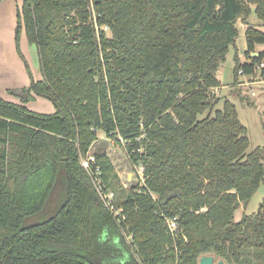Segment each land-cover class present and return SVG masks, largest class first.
<instances>
[{"label": "trees", "instance_id": "1", "mask_svg": "<svg viewBox=\"0 0 264 264\" xmlns=\"http://www.w3.org/2000/svg\"><path fill=\"white\" fill-rule=\"evenodd\" d=\"M253 12L264 22V0H23L17 41L22 28L42 78L11 90L21 102L0 97V264H264V199L235 219L264 183V147L249 150L218 91L238 21L248 61L235 54L234 82L264 60ZM37 95L55 111L28 108ZM99 132L144 167L145 184L125 187L107 151L93 153L121 224L81 163Z\"/></svg>", "mask_w": 264, "mask_h": 264}, {"label": "rangeland", "instance_id": "2", "mask_svg": "<svg viewBox=\"0 0 264 264\" xmlns=\"http://www.w3.org/2000/svg\"><path fill=\"white\" fill-rule=\"evenodd\" d=\"M249 22L253 25H258L264 30V22L261 21L253 12L249 17ZM240 34L236 39V43L230 47L227 54V60L219 68V75L222 77V86L219 88V93L229 98L239 111V117L241 122L247 127V135L250 140L249 150L256 147H264V74L263 71L256 70L253 75H240V78L235 83L234 67H235V54L238 53L242 62L248 61L245 56L247 50V41L245 36V25L242 21H238ZM17 26L16 21L12 30L13 33V48L11 47V53L9 54V60L12 64L17 65L22 70L32 73L34 79L39 80L42 78L40 64L38 63L37 49H28V43L26 42L25 30L20 29V38L17 41ZM248 26V25H246ZM258 51H264V44L257 46ZM17 71H20L17 69ZM31 78V77H30ZM252 81L250 85H245L247 80ZM252 90L256 91V95L252 94ZM11 94V91H8ZM37 101H44L46 99L54 104L51 99L45 97L36 96ZM35 99V100H36ZM34 104H39L38 102ZM41 107L44 106L39 104ZM55 106V105H54ZM222 106V101L218 104ZM45 110V109H44ZM92 151L106 150L110 156L112 162L115 165L117 172L119 173L122 182H128L129 185L136 184L139 180L137 178V170H134L131 166L128 153L123 144L115 142L113 139L106 136L104 132H99V140L95 143ZM91 151V152H92ZM129 175L131 178H129ZM264 199V183L256 190V193L247 204H242L236 212V221L240 219L244 214H252L258 210L260 203ZM219 261L217 258L215 259Z\"/></svg>", "mask_w": 264, "mask_h": 264}, {"label": "crops", "instance_id": "3", "mask_svg": "<svg viewBox=\"0 0 264 264\" xmlns=\"http://www.w3.org/2000/svg\"><path fill=\"white\" fill-rule=\"evenodd\" d=\"M22 2L23 0H0V97H3L15 103L21 102L20 97H18V95H15L17 92H15L14 94H9L8 91L28 87L32 83L28 72L22 70L17 65L12 64L9 60L11 47L13 48L14 31L12 30V28L14 27L15 22H18L17 11L18 7L22 4ZM247 27L248 26L245 25V29ZM26 42L28 43L29 51L33 48L34 50L37 49L36 46L29 44L27 36ZM17 69L20 71H17ZM43 100L44 101L40 100L38 102L36 99L26 105L31 110L43 113L54 112V104L46 99ZM34 101H37L39 104H42L45 110L39 104H34V107H32ZM129 178H131L130 175Z\"/></svg>", "mask_w": 264, "mask_h": 264}, {"label": "built area", "instance_id": "4", "mask_svg": "<svg viewBox=\"0 0 264 264\" xmlns=\"http://www.w3.org/2000/svg\"><path fill=\"white\" fill-rule=\"evenodd\" d=\"M256 70H260L264 72V60L262 62H260L255 71ZM239 74H243L245 75V73L243 72V69H240L238 71ZM253 75V74H252ZM252 81H250L249 79L245 82V85H250ZM252 94L256 95V91L252 90ZM122 140L123 138L120 137ZM94 152L92 151L89 156H85L84 158L82 157L81 159V163H83V166L86 167V169L88 170V172L90 173V175L93 176L94 182H95V186H96V191L98 193V196H100V199L103 200L104 204L106 205V207L115 215V217L118 220V223L121 224V222L123 220L126 219V214L124 212V207L117 203V196L115 195V192L113 189L108 188L105 184V182L103 181V179H100L99 176L101 175V169L100 167H98L95 172L92 171L91 169V161L95 160V156L93 154ZM134 170H137V178H139L138 183L140 185L145 184L146 182V178L144 176V167L142 165H137L135 164ZM125 187H129V183L128 182H123ZM166 222L169 228V231H171L172 233H174L177 229H178V221H177V217H166ZM122 232L125 235L126 241L128 242V244L134 249L135 246H133V236L132 235H128L127 232L125 231V229H123V227H121Z\"/></svg>", "mask_w": 264, "mask_h": 264}, {"label": "water", "instance_id": "5", "mask_svg": "<svg viewBox=\"0 0 264 264\" xmlns=\"http://www.w3.org/2000/svg\"><path fill=\"white\" fill-rule=\"evenodd\" d=\"M252 56H258V52H253ZM180 190H174L172 192H170L169 194L166 195V202L169 201L171 198L176 197V196H180ZM97 203H99V201H97ZM200 264H226L225 260H215V256L211 255V254H205V256L200 258Z\"/></svg>", "mask_w": 264, "mask_h": 264}]
</instances>
